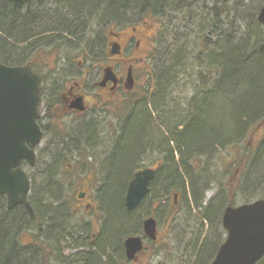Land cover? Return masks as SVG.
<instances>
[{
  "label": "trees",
  "instance_id": "obj_1",
  "mask_svg": "<svg viewBox=\"0 0 264 264\" xmlns=\"http://www.w3.org/2000/svg\"><path fill=\"white\" fill-rule=\"evenodd\" d=\"M66 1L65 6L59 7L54 4V1L49 3L45 1L40 7H32V4L21 6V4L9 0L0 1V62L7 65L30 64L34 68L37 63H48L50 56L56 53L62 56L61 59L66 57V61L72 64L76 63L69 54H84L91 60L89 63H100L105 57L101 55L100 49L99 51L90 49L89 53L74 52V48L86 46L82 45L81 47V44L72 39L69 41L61 39L56 45H51L43 35H39L46 31L52 10V15L55 13L57 32L72 33L74 16H70L69 12L66 13L69 9L74 11L77 20H81L83 23V33L78 36L85 37L92 43L94 40L93 31L110 20L116 21L112 23L115 25L148 14L155 17L159 26L156 46L161 45V48H156L154 54L153 50L149 59L152 57L158 65L157 75H154L155 90L162 93V100L157 101L155 93L150 96L148 86H145V92L141 97L134 98L130 94L125 100L124 109L131 108L128 114L132 121L126 125L127 129L124 135V131H122V138L119 137L121 146H115L116 152L118 151L120 155L119 160L122 161L119 166L125 169H121L124 174L128 170L129 162L146 142V135L151 136L153 151H166L165 154L159 155V158H164V164L166 157L168 160V166L158 178L167 177V180L154 182L152 191H155L156 188H158L156 191H160L164 185L170 191L173 181H180V175H183L181 169L190 177L191 187L196 184L201 185L203 174L198 170L208 160L199 163L198 157H207V154L218 146H224L229 150L237 148V150L234 149V153L230 157L231 162L226 167V175L228 173L230 175L226 181H222L219 185L222 191L218 196L209 201L206 206L201 202L203 196H195V207L200 208L198 213L201 214V217L197 214L199 217H195V222L200 221L198 228L201 231L205 226V221H208V225L192 264H210L225 240L226 230L222 225L224 210L227 206L236 205L235 189L237 184H235L234 170H240L250 157L251 147L246 139L264 127V28L258 22V13L264 0H214L213 3L210 0H119L116 8L106 11L97 9L88 17H80L77 14L79 3L82 0ZM27 10L34 14L25 13ZM207 20L211 26L208 32L205 31L207 30V25H205ZM229 20L231 32L225 28L228 26ZM241 22L245 23L244 27L239 26ZM165 31L168 32V35L164 40ZM220 32L221 34H219ZM101 33L104 34V31ZM214 35L217 36L215 42L212 41ZM38 46L41 48L38 49ZM98 47L100 48L101 45ZM192 60L194 62H191ZM59 61L56 60L55 63ZM194 64L198 65L197 76L194 77L190 74L191 76L188 75L187 78L197 79L195 84L197 88L194 86L196 92L187 101V106L182 109L180 102L172 94H169V98L165 97L160 84L165 83L168 87L171 86V83H174L179 77L181 69L186 65ZM202 91L209 93L210 99L221 94L220 105L213 106L209 102L207 105L209 110L206 112L203 110V113L200 110L195 112L198 109L197 97ZM211 108L215 112L218 109L219 114H225L217 116L218 120H224L222 126L218 124L219 122L216 123L217 125L212 123L211 125L209 122L211 117L208 119L207 116H204V114L214 113ZM200 112L203 114L202 118L205 122H197L199 118H195L194 114H200ZM171 115L173 116L171 117ZM165 126L166 134L162 131ZM128 140L129 144L126 145ZM125 146H129V148L127 149ZM239 146L242 152H239ZM147 150L152 151L150 148ZM260 157H264V139L253 153L250 164L259 162ZM36 175H30L32 179L30 201L32 203L33 199L35 201V189L38 186ZM115 181L121 182L118 178ZM110 185L112 187L115 182L112 181ZM114 187L117 189L118 184ZM255 189H249L245 194L244 203L252 201V196L256 194ZM175 191L178 190H174V194ZM115 196V191L111 193L106 191L105 196L103 194V199L111 210H114V205L116 206V203H113ZM156 197L158 198L155 199ZM153 198L156 202L162 201L160 196L155 195ZM177 199L175 200L174 197L175 202ZM146 200L143 201L144 205H146ZM2 204L0 205V264H25L23 259L25 256L20 254H27L14 250L11 235L17 234L20 221L32 223V219L24 207L7 210ZM155 207L153 211L157 214L159 205ZM172 207L175 206L172 205ZM176 216L175 212L173 221L176 220ZM113 221L116 223L114 231L116 237L134 223L132 217L128 219L123 216L122 218L121 215L120 218H117L116 212ZM19 238V243L24 246L28 244L23 235H19ZM191 244L193 243H189V245ZM193 246L197 247L196 244ZM257 264H264V257Z\"/></svg>",
  "mask_w": 264,
  "mask_h": 264
},
{
  "label": "flooded vegetation",
  "instance_id": "obj_2",
  "mask_svg": "<svg viewBox=\"0 0 264 264\" xmlns=\"http://www.w3.org/2000/svg\"><path fill=\"white\" fill-rule=\"evenodd\" d=\"M40 1L49 3L54 0ZM151 17L147 15L115 25L112 23L116 21L110 20L94 30L92 51L100 49L101 55L105 56L98 64L79 62L77 65L74 64L76 68L71 70L70 62L66 61L65 57L63 62L37 63L34 68L32 67L40 78L38 123L44 133L43 142L35 150L34 168L39 166L41 168L35 178L41 177V180L37 181L33 203L30 201L32 189L29 196L35 211L32 224L39 225L40 220L48 219L50 227L58 231L63 230L70 235L67 225L68 221L72 220L76 225H86L89 234L79 236L87 243H78L59 236L55 248L56 256L63 262L59 263L50 260L53 248L50 243L44 242L40 232H34L31 236V233L25 230L20 231L18 234L27 235L28 239L24 238L28 244L24 246L18 243L19 246L23 252L33 251V254L27 252H25L27 255L20 254L25 256L23 257L25 264H39L40 255L46 259V264H67L76 252L85 253L84 250L78 249L82 244L101 243L100 226L95 221L102 218L104 210L96 190L99 191L97 183L101 182L100 172L109 153L107 145L101 143L103 114H116L113 112L115 108L122 107L127 97L137 92L139 88L141 75L138 67L150 57L159 33V26L156 27L155 23L151 22ZM103 31L104 34L101 33ZM94 67L97 68V78L91 77ZM107 69H112L116 82L105 80L112 73L107 75ZM78 99H81L82 107L77 106ZM109 106H112L111 109ZM22 166L27 170L26 162L23 161ZM78 169L82 170V176L77 175ZM136 171H133L131 180ZM52 178L59 184L61 195L49 196L41 192L48 190L47 184ZM77 178H81V182L86 184L76 192V202H72L69 196L75 191L74 184ZM30 182L32 188V179ZM42 182H46V186L41 185ZM0 198L2 206L11 210L8 209L7 196L3 195ZM20 206L26 210L23 204L13 208ZM138 235L143 238V248L136 254L128 255L125 241L132 235L123 231L117 236V245L121 248L122 255L101 256L97 264H162L161 256L165 247L162 243L158 246L159 231L157 239L153 240L145 235L142 224L139 232L134 234ZM121 256L122 259L119 260Z\"/></svg>",
  "mask_w": 264,
  "mask_h": 264
},
{
  "label": "rangeland",
  "instance_id": "obj_3",
  "mask_svg": "<svg viewBox=\"0 0 264 264\" xmlns=\"http://www.w3.org/2000/svg\"><path fill=\"white\" fill-rule=\"evenodd\" d=\"M213 1L214 0H210L211 3H213ZM151 22L155 23L156 27L158 26L157 21H155L154 19ZM205 23H206L205 25H207V30L205 31L208 32L209 29H211L209 20H207ZM229 23H230V20L228 22V26H226L225 28L228 30V32H231L229 28L230 27ZM239 26L244 27L245 23L241 22L239 23ZM219 34H221V32ZM167 35H168V32L165 31L164 40L167 37ZM216 39H217V36L214 35L212 38V41L215 42ZM188 40L193 41L191 38H188ZM158 47L161 48V45ZM158 47L156 46L154 48L153 54L155 53V51L157 50L156 48ZM69 55H71L74 58L75 63L83 60L82 62L84 63L87 62V64H90L89 63L90 59L86 58L84 54H79V55L69 54ZM50 57H51L49 59L50 64H56L55 63L56 60L57 61L60 60L59 62H63V59H61L62 56H59L56 53H54ZM191 62H194V60H192ZM138 68H139V73L141 75V83L139 85L137 92H133L131 95L134 98L141 97V95L144 94L145 92V89H144L145 86H148L149 95L152 96L153 93H155L156 100L157 101L162 100V93L160 94L156 92L155 90L156 79L154 78V75L156 76L157 71H158V65L156 64V61H154L152 57L150 59L146 58L143 63H140ZM96 69L97 68L95 67L93 68L94 72H93V75H91V77L93 78H97ZM197 69H198L197 64H194L192 66L186 65L185 68L181 69V72L179 73V77L177 78V80L174 83H171V86H169L170 89L165 83L160 84V86L163 87L165 97L169 98V94H172V96L180 102V106L182 109L187 106V101L196 92L197 87L195 86V84L197 83V79L196 78L191 79L187 77L188 75L189 76L192 75L196 77ZM205 91L204 92L202 91V93H199V96L197 97L198 109L197 110L194 109L195 112H198L199 110L202 113L204 111L206 112V110H209V108L207 107V105H209V102L213 104V106H216V105H220L222 101V95L219 92L218 93L220 95L213 96L214 98L210 99L209 97L210 94L206 93ZM125 104L126 103H124L122 107H119L117 109L115 108L113 112H115L116 114H103V124H102L103 134L101 135L103 138L101 140V143L107 145V148L109 149L108 157L106 158H109V156L113 155V154L111 155V153H113L112 151L116 153L114 154L112 159L115 162L114 169H119L116 171L117 173L120 172V174H122L121 172L122 168L121 166L120 167H117V166L118 164L121 165L122 161L119 160L120 155L118 151L116 152L115 146L117 147L121 146L119 144L120 143L119 139L122 138V136L126 133V129H127L126 125L130 124V122L132 121L130 114H128L131 108L124 109L126 106ZM140 105H142V103ZM109 107L111 109L112 106H109ZM212 108H211V111H213L214 113L204 114V116H207L208 119L211 117L209 121L210 124L212 123L214 125H217L216 123L219 122L218 124L222 126L224 123V120L223 119L218 120L217 116H221L225 114H219L218 109H216V112H215ZM201 112L200 114H197V113L194 114L196 115L195 118L196 117L199 118V120L197 121L198 123H202V121H204L202 118L203 114H201ZM172 116L173 115H171V117ZM166 130L167 129L165 126L162 130L163 133L166 134ZM122 131H124V133L121 136ZM146 137H147L145 139L146 142L143 143L144 145L141 148L145 150L150 148L153 151L152 142L150 141L151 136L149 137L148 135H146ZM263 139H264V127L260 129L257 133H254L252 136L246 139V141L248 142V145L251 147L250 157H248L249 159L247 158L248 161L240 170L238 171L236 169L234 170V178L236 181L235 184H237L236 189H235L237 205L244 203V200H245L244 197L246 196L245 194L248 193L249 189H255L256 185H257V188L255 189L256 194L252 196V201L255 199L264 197V157H260L261 160L259 162H255V164L254 163L250 164L253 153L255 152L258 145H260ZM128 144H129V140L127 141L126 145ZM125 148L128 149L129 146H125ZM234 149L237 150V148H230L229 150V148H224V146L223 147L218 146V147H215L213 151H210L209 154H207L208 158L198 157L199 163L201 162L203 163L204 160H208L205 164H202L203 167H201L198 170L199 173L203 174V176H202V183H201L202 187L198 189L197 195L201 197L203 196L201 202L204 206L208 205L209 201L214 200L218 196V194L222 191L219 185L221 184L222 181H226L230 175L229 173L226 175V167L231 162L230 157H232V153H234ZM239 152H242L241 147H240ZM141 153L140 152L136 153L135 158L129 162L130 166H133L134 164H138L137 168H142V167L154 164L159 159V155H157V158H156V155L154 154V152H153V155H147V158L142 157L140 155ZM107 163L108 161L106 162V164ZM250 165H253V166H250ZM40 170H41L40 166L35 167V168L28 166V171L30 174H37ZM122 170H125V169H122ZM78 171L79 172L77 173V175L82 176L83 175L82 170L78 169ZM181 172H183V175H180V178L183 177V183L179 181V184H176V186H180V191L179 190L175 191L178 193L177 201L175 202L174 200V190H173V192L167 194V199H166L167 208L162 210L160 214L157 211V214H158L157 216H159L158 218L159 220L158 246L160 245V243H162L165 247V250H163V254L161 256L162 264H192L194 263L193 260L195 259V253H197L198 249L200 248L201 242L206 234V228L208 225V221H205L206 223H204L205 226H203L202 231L198 228L200 221L195 222L196 221L195 217L196 216L197 218L199 216L201 217V214L198 213V211H200V208L195 207V193L193 192L192 187L190 185L191 183L190 177L185 173L184 170ZM117 173H115L116 176H118ZM122 176L127 177L126 172ZM36 180L40 181L41 177H39ZM251 180L253 181L251 182ZM85 184L86 183L81 182V178H77V181L74 184L75 191L72 195L73 202H76V192L78 190H81L85 186ZM117 184H118V187L122 185L121 182L115 181V185ZM124 189H125V186H124ZM96 192L98 195V190H96ZM123 192H124L123 186L115 190V193H116L115 203L117 206L121 203ZM156 196H160L163 201L164 197H162V195L157 194ZM157 198L158 197H156L155 199ZM149 201H150L149 204H153L154 198L153 197L150 198ZM149 204H146L145 206H148ZM172 205H174L175 207L173 208ZM153 206L158 207V204L155 203ZM153 209L151 212H154ZM175 212L177 213V216H176V220L173 221ZM116 216L117 218L121 217L120 209L116 210ZM24 237L28 239L26 234L24 235ZM189 243H193V244L189 245ZM194 244L197 245L196 248H194L193 246Z\"/></svg>",
  "mask_w": 264,
  "mask_h": 264
},
{
  "label": "water",
  "instance_id": "obj_4",
  "mask_svg": "<svg viewBox=\"0 0 264 264\" xmlns=\"http://www.w3.org/2000/svg\"><path fill=\"white\" fill-rule=\"evenodd\" d=\"M20 2L22 0H13ZM264 27V3L258 15ZM118 53V51H115ZM105 80L116 82L112 69ZM39 75L30 65H7L0 62V195H7L8 207L23 204L31 217L34 210L28 201L30 181L21 167L26 160L35 165V147L43 132L37 122L40 101ZM81 99L76 102L81 106ZM156 168L146 167L133 175L126 194L129 211L135 209L149 192ZM177 198V195L175 196ZM226 239L210 264H257L264 257V198L239 206H227L222 217ZM145 234L157 239V221H144ZM125 245L129 256L143 248L140 236H130Z\"/></svg>",
  "mask_w": 264,
  "mask_h": 264
},
{
  "label": "bare ground",
  "instance_id": "obj_5",
  "mask_svg": "<svg viewBox=\"0 0 264 264\" xmlns=\"http://www.w3.org/2000/svg\"><path fill=\"white\" fill-rule=\"evenodd\" d=\"M23 1H24V3H23ZM15 3L26 5V6H28L29 4L30 5L32 4V7H40V6H42L43 2H41L40 0L39 1L36 0V1H32V2L30 0H22L20 2H15ZM65 3H67L66 0H54V4L58 7L61 5L65 6ZM118 4H119V0H82L79 3V8H78L79 10H77V14L80 17L81 16L88 17V16H90V14L92 12H94L97 9H101L102 11H106V10L113 9L114 7L116 8V6H118ZM20 10L23 11L22 8H20ZM52 11H51V15H50L48 22H47L46 31L43 34L46 41H48L51 45H56V43H58L59 40H61V39H67L68 41L72 39L74 42L86 46L83 48H74L73 49L74 52L75 51H81V53L82 52L83 53L84 52L89 53L90 49L92 50V42L88 41L85 37L81 38L78 36V35H81L83 33V29H82L83 23L81 20H77L76 15L73 13L74 11H71L69 9L66 11V13L69 12L70 16H74V27H73L72 33H70V34H66L63 32H57L56 31V29H55V19L56 18H55V13L52 15ZM25 13L32 14V15L34 14L33 12H31L29 10L25 11ZM148 15H151V14H148ZM153 19L156 21V18L152 16L150 18V20L152 21ZM75 36H77V37H75ZM40 48H41V46H38V49H40ZM94 48H96V47H94ZM79 62H82V61H79ZM78 63H76L75 65H77ZM75 65L70 63L69 68L72 70V69L76 68ZM112 152L113 153H111V155L112 154L113 155L109 156V158H107V160L104 163V167L101 169V172H100L101 182L97 183L99 185V191H98L99 202L101 204V207L104 210V215H102V218L95 221V223L100 226L101 243H97L94 245L82 244L78 249L84 250L85 253H83L82 251L76 252L67 261V264H97L98 260L101 256H106V255L120 256V255H122V250L117 245L118 241H117L116 234L114 233V231L116 229V223L113 221V218H114V213L116 212L117 209L121 210L122 218H123V216L125 218H128V219L132 217V219L134 221L132 226H130L128 229L124 230L127 234L134 236V234L139 232L140 226H142V224H143V230H144V221L150 217H154L156 219V221H157V232H158V228H159L158 218H159V216H157L158 214H156L155 212H150L152 206L155 203H157L159 205V214H160L162 210L167 208V204H166L167 194H169L173 190H180V186H176V184H179V181L175 180L172 183L173 186H172V189L170 191L167 190V186L164 184H163L164 187H161L160 191H156V189H158V188H156L155 191L154 190L152 191L154 182H159V181L162 182V181L167 180V177L162 178V179L160 177V179H158L161 172L163 170H165V168L168 166L167 165V161H168L167 157L165 158V164H164V158H159L154 164H151L149 166H145L142 168H137L138 164H134L133 166L128 165V170L126 171L127 177H123L122 176L123 174H120V172L117 173L116 170H119V169H114L115 162L113 161L112 158H113L114 154H116V153H114V151H112ZM138 152H140V153L142 152L140 155L144 158H147V155H153V152L156 156L166 153V151L156 152V151L145 150L143 148L139 149ZM107 161H108V163L106 164ZM163 164H164V166H163ZM117 167H120L119 164ZM146 167L156 168V174H155L154 178L152 179V181L149 185V187H150L149 192L146 195V197L143 199V201H145L147 199L145 204H149L150 203L149 199L152 198L153 196L157 195V194L162 195V197H164V199L161 202H156V200L154 199V201H153L154 203L149 204L148 206H145L143 204V201H142L135 209L129 211L127 209L126 195L124 196V192L127 194V189H128L129 183L131 181V176L133 174L132 171L135 168H137V169H135L134 171H136V170L139 171V170L144 169ZM181 171H183V169H181ZM115 173H117L118 176H116ZM116 178H118L119 181H121V183H122L121 186H123L124 192L122 193L121 203L118 206L114 205V210H111L110 207L107 206L105 199H102L103 198L102 194H104V196H105L106 191L111 193V192L116 190V188L114 187L115 185H113L112 187H109L112 181H113V183L115 182ZM180 181L183 183V177L180 178ZM46 184H47L46 182L41 183V185H43V186H46ZM47 185H48L47 191H41V190L40 191L45 192L46 194H49V196H51L52 194L61 195V192L58 188L59 184L56 183L55 178L49 179ZM121 186H119V187H121ZM124 186H125V189H124ZM119 187H118V189H119ZM201 187H202V184L201 185H199V184L192 185V190L195 193L196 197H198L197 191ZM100 193H102V194H100ZM176 195L178 196L177 192L174 194V197ZM0 196H3V195H0ZM124 197H125V199H124ZM69 200H71V201L73 200L72 196H69ZM114 202H115V199H113V203ZM1 204H2V200L0 198V205ZM31 206H32V204H31ZM12 208H8V209H12ZM32 208H33V206H32ZM33 210H34V208H33ZM26 212H27L28 216L32 220H34L35 211H34V217L30 216L27 209H26ZM49 223L50 222L48 221V219L40 220L39 225H33L32 223H29V222L20 221L19 222L20 225H18V227H17V229L19 231L17 232L16 235H11L13 242H14V244L12 245L14 250L16 252H23L24 251V250H22V248L18 244L20 241V238H19L20 234H18V233L20 231H23V230H25L26 232H29V233L30 232L31 233H34V232L37 233V231L40 232V236L42 237L44 242L46 244L50 243L51 247L53 248V254L51 255L52 257L50 258V260L56 261L59 263H63L61 260L58 259V257L56 256V253H55V248L57 247L56 244H57V240L59 239V236H61L62 239L69 238L72 241H76L78 243H87V241L85 239H83L82 237H79L80 235H88L89 234V228L86 225H76L73 223L72 220H69L68 225H67V230H68V232H70V235H69L66 232H64L63 230L58 231V230L53 229L52 227L49 226ZM17 236H18V238H17ZM138 236H140V235H138ZM142 240H143V238H142ZM117 248H119V250H116ZM25 252H27L28 254H33V251H26L25 250ZM121 259H122V256L119 257V260H121ZM45 263H46V259L42 255H40L39 264H45Z\"/></svg>",
  "mask_w": 264,
  "mask_h": 264
}]
</instances>
